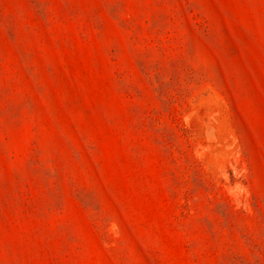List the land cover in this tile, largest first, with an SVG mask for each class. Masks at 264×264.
Masks as SVG:
<instances>
[{
	"label": "rangeland",
	"instance_id": "1",
	"mask_svg": "<svg viewBox=\"0 0 264 264\" xmlns=\"http://www.w3.org/2000/svg\"><path fill=\"white\" fill-rule=\"evenodd\" d=\"M0 264H264V0H0Z\"/></svg>",
	"mask_w": 264,
	"mask_h": 264
}]
</instances>
